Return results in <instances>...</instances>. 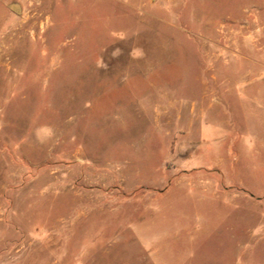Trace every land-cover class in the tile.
<instances>
[{
	"label": "rangeland",
	"instance_id": "rangeland-1",
	"mask_svg": "<svg viewBox=\"0 0 264 264\" xmlns=\"http://www.w3.org/2000/svg\"><path fill=\"white\" fill-rule=\"evenodd\" d=\"M151 213L264 264V0H0V264H153Z\"/></svg>",
	"mask_w": 264,
	"mask_h": 264
},
{
	"label": "crops",
	"instance_id": "crops-1",
	"mask_svg": "<svg viewBox=\"0 0 264 264\" xmlns=\"http://www.w3.org/2000/svg\"><path fill=\"white\" fill-rule=\"evenodd\" d=\"M155 215L156 214L151 213L150 216H147L150 218L146 217V220L135 223L132 226V231L138 239L140 246L147 251V255L151 258L153 264H162L161 253H163L162 251L166 248V243L169 244L167 241L171 240L176 242L181 237V234H178V232L176 233V240H173L174 235L168 238L165 234L162 236L149 234L150 230L152 231L153 229V224L155 223ZM191 234L192 233L190 232L188 235Z\"/></svg>",
	"mask_w": 264,
	"mask_h": 264
},
{
	"label": "water",
	"instance_id": "water-1",
	"mask_svg": "<svg viewBox=\"0 0 264 264\" xmlns=\"http://www.w3.org/2000/svg\"><path fill=\"white\" fill-rule=\"evenodd\" d=\"M10 7H11L14 11H16V12H18V10H19L18 5L15 4V3H12V4L10 5Z\"/></svg>",
	"mask_w": 264,
	"mask_h": 264
}]
</instances>
